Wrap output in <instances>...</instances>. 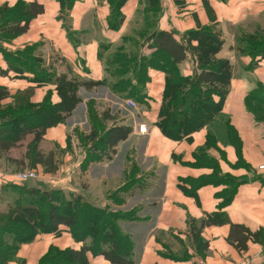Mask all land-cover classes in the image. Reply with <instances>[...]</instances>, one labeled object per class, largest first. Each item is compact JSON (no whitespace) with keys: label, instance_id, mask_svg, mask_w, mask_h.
I'll return each mask as SVG.
<instances>
[{"label":"crops","instance_id":"crops-1","mask_svg":"<svg viewBox=\"0 0 264 264\" xmlns=\"http://www.w3.org/2000/svg\"><path fill=\"white\" fill-rule=\"evenodd\" d=\"M17 1L0 0V12L5 7L12 9ZM52 1L37 0L44 12L29 23L26 33L10 41L0 38L3 42L0 71L6 73L0 74V87L6 88L11 97L30 91L29 101L39 104L50 92L52 104L60 102L53 80L49 84L34 83L28 80L33 78L30 72L20 75L15 72L19 67L17 55L24 49H31V57L41 61L47 74L78 85L75 97L80 103L63 124L48 129L38 144L42 154L52 156L55 170L42 172L47 179L35 180L34 188L50 182L63 194L79 196L94 207L103 209L104 204L108 207L114 202L113 212H134L137 220L118 223L122 235L129 239L134 264H240L245 258H251L253 264H264V242L248 241L245 250L236 249L227 242L230 231L227 223L204 227L195 238L198 223L207 216L219 214L225 222L244 226L251 232L262 230L264 241V119L261 120L264 111L258 116L248 111L245 103L257 83L264 87V61L248 70L250 58L241 52L243 35L261 30L264 25V0H158L157 13L147 11L148 0H128L121 9L124 23L118 31L107 28L106 0H74L68 24L72 40L60 24L50 25L49 29L44 23L46 5L55 3L54 8L60 12L59 4ZM36 21L40 24L34 25ZM201 29L220 35L223 44L216 58L228 60L232 67V81L221 113L235 130L237 138L233 140L239 141L241 166L235 165L236 146L233 143L229 146L221 121L212 126L216 141L209 136L207 148H204L207 129L182 141H173L161 134L156 123L164 89L162 72H148L150 82L146 93L150 100L144 109L137 104L135 109L128 107L127 101L135 103L134 100L125 99L122 93L115 94L109 88L116 80L110 76L112 70L107 62L118 49L125 54L134 55L138 51L148 55L150 51L138 40L142 34L170 31L180 43L186 32ZM51 37L59 40L54 42ZM178 70L183 77L191 76L197 70L195 59L189 56L178 65ZM102 81L104 85L91 90L80 86ZM214 99L218 101L217 97ZM11 102L9 98L2 106ZM105 113L111 119H106ZM90 117H97L108 127L131 129L127 140L114 148L111 160L103 153L99 160L88 158L94 150L85 135L93 131ZM142 126L146 135L139 134ZM31 141L32 136H27L7 154L0 155V187L27 185L29 180L17 183L10 173L28 165L24 156ZM205 155L217 162L221 174L238 179L227 204L222 203L226 186L205 185L198 188L195 196L180 188L189 189L187 181L212 173L214 168L207 163ZM88 159L91 161L84 166ZM261 166L263 169L259 170ZM131 171H136L138 176L129 183L125 180ZM112 193L117 194L120 203L110 197ZM7 207V202L0 203L1 211ZM83 244L88 246L90 241L75 243L61 229L58 236L42 234L32 243L20 246L17 259L25 264H38L50 247L79 251ZM86 258L88 264H109L90 253Z\"/></svg>","mask_w":264,"mask_h":264},{"label":"trees","instance_id":"trees-1","mask_svg":"<svg viewBox=\"0 0 264 264\" xmlns=\"http://www.w3.org/2000/svg\"><path fill=\"white\" fill-rule=\"evenodd\" d=\"M55 1L60 6V13L69 12L74 4V0ZM127 1L106 0L108 30L121 29L124 23L121 9ZM148 2L147 11L157 13L160 10L158 0H148ZM3 12H6L8 17L0 24V38L10 41L26 33L29 23L42 15L44 11L43 6L37 0H18L15 7L12 9L5 7ZM193 42H196V45H193ZM242 42L244 44L241 50L243 55L248 56L256 65L264 61V31L258 29L252 34L243 35ZM145 43V48L150 51V54H125L118 49L107 62L112 70L110 76H115V72H118L114 68L116 62L121 64L117 66V69H125L122 73L129 71L132 73L131 79H118L109 87L110 90L116 93L126 92L127 96L133 99L139 107L148 106L150 100L146 93V87L150 82L148 72H162L165 76L164 89L156 123L161 134L170 140L182 141L190 140L193 133L207 129L204 147L207 148L209 136L212 137L214 143L216 141L215 135L211 133L212 126L217 121H221L225 127V138L229 146L231 143L236 146L238 160L235 165L241 166L239 141L233 140L237 138L234 137L235 130L229 126L226 119L222 118L221 113L233 74L228 60L216 58L223 44L220 35L210 29H201L186 32L179 43L173 32L158 31L147 35ZM30 50L27 49L28 52ZM26 56L28 62L25 70L33 75V78L28 80L43 84H49L53 80L60 102L52 104L49 92L42 103L34 104L29 101L30 91L11 97L6 88L0 87V122L4 120V123L0 125V155L7 154L27 136H32L24 160L27 161L30 169L34 170L40 166L44 168V172L49 173L55 170L51 164L52 156L42 154L38 149V144L48 129L63 124L74 107L80 103V100L75 97L78 85L62 77L53 78L42 69V63L38 58L31 57V55ZM189 56L195 59L197 70L191 76L183 77L180 75L178 65ZM252 65L251 63L248 66L249 70ZM15 72L19 75L23 74V69L16 68ZM0 74L6 73L0 71ZM102 85H104L103 81L88 82L80 86L91 90ZM215 97L218 101H215ZM9 98L12 102L7 106H2V102ZM245 103L248 111L251 110L257 115L263 114L264 87L260 83H257L248 93ZM255 106L260 108H254ZM104 116L106 119H111L107 113ZM263 119L264 117L261 118ZM130 134L129 127L116 126L107 131L103 145H97L98 137L94 130L86 136V140L94 145L95 150H100L103 155L105 154L106 159L111 160V156L115 154L114 148L120 142L126 141ZM201 150L205 152L204 149ZM99 157L90 155L88 158L99 160ZM205 158L207 163L214 168L212 173L187 181L189 189L180 188L186 194L195 196L198 188L205 185L226 186L222 191V203L227 204L239 183L238 179L221 174L217 169V162L210 156L205 155ZM90 159L84 163V166L91 161ZM3 188L15 191L16 197L12 203H7L6 210L0 213V264L13 262L25 264L24 261L17 259L20 246L32 243L42 234L58 236L61 229L66 230L75 243H84L89 240L90 245L83 244L79 251L58 250L50 247L38 264H88L87 253L101 257L109 264H134L129 239L122 235L118 227V221L137 220L134 212H108L107 209L92 206L79 196L69 195L71 197L66 200L60 189L46 190L39 185L31 189L25 184L22 186L7 185ZM110 197L117 199L119 203L121 201L115 193H112ZM225 221L226 219L219 214L213 217L207 216L198 223V228L195 227V238L198 237L202 228L224 222L229 225L230 229L227 242L236 249L245 250L248 241L263 244L262 230L251 232L244 226ZM55 258L58 261L49 263Z\"/></svg>","mask_w":264,"mask_h":264},{"label":"rangeland","instance_id":"rangeland-1","mask_svg":"<svg viewBox=\"0 0 264 264\" xmlns=\"http://www.w3.org/2000/svg\"><path fill=\"white\" fill-rule=\"evenodd\" d=\"M51 2H53L52 0H51ZM56 4L55 3H51V5H46V14H45V16H44V19H46V22H44L45 24H46V26H48L49 27V29L51 28V26L50 25H57L56 23H58V24H60L61 25V29L63 30V32H64V34L68 37V38H71V33H70V31H68V24H69V12H67V13H65V12H63V13H60V12H58V11H56V9L54 8V6H55ZM3 10L1 11V14H0V24L6 19V17H8V15H7V13L6 12H3ZM93 17V16H92ZM40 23H38V21H36L35 23H34V25H39ZM262 27V29H264V25H262L261 26ZM261 29V31H263ZM147 35H149V33H146V34H142V35H140V37H139V41H143V43H144V45H146V43H145V38L147 37ZM52 41H54V42H57V40H59L58 39V37H54V39H53V37H51L50 38ZM71 40H72V38H71ZM134 42H135V40L134 39H132ZM2 45H3V42L2 41H0V48L2 47ZM143 47V46H142ZM135 55H137L138 54V51L135 53V52H133ZM26 55H32L31 53H29L28 51H27V49H24L21 53H19L17 56H18V58H17V65L19 66V67H17V68H19V69H23V73H25L26 72V70H25V65H27L26 63L28 62V58H27V56ZM239 56V55H238ZM250 61H249V65H251V63L253 64L252 66H251V68H250V70H252V69H254L255 67H256V63L255 62H253L251 59H249ZM41 64V63H40ZM239 64V63H238ZM238 64L236 63V65H235V68H236V71H239V68H238ZM119 65H121L119 62H116L115 63V69H116V71H118V72H115V76H111L112 78H113V80L115 81H117L118 79H131V76H132V73L129 71V72H126V73H122V71L123 70H125V69H117L118 67L117 66H119ZM39 66V65H38ZM254 67V68H253ZM249 70V69H248ZM115 71V70H114ZM119 71H121V73H119ZM111 72V71H110ZM114 84V83H113ZM256 86V85H255ZM254 86V87H255ZM115 94H119V93H116V92H114ZM123 94V98H128L129 99V97L127 96V93L126 92H123L122 93ZM129 101V100H128ZM127 101V102H128ZM146 106V105H145ZM144 105H142L141 107L144 109V107H145ZM252 107H253V105H252ZM254 108H260V107H254ZM256 112H257V110H256ZM25 114H27L26 112H25ZM262 114H258V116H261ZM90 122H91V124L93 125V128H91V129H93L95 132H96V134H97V141H96V143H97V145H103V141H104V138H105V135H106V133H107V131L109 130V128H111V127H108L107 125H105V123H103L102 122V120H98L97 119V117H90ZM2 123H4V120L2 121V122H0V125H2ZM105 125V126H104ZM86 136H88L89 135V133L88 134H85ZM94 149V148H93ZM92 153H91V155L93 156V157H97V156H99V155H102L101 154V151L100 150H93V151H91ZM55 153V152H54ZM26 172H32L35 176H36V181H39V179H47L46 177H44V175H43V173L42 172H44V168H39V167H37L36 169H34V170H32V169H30L28 166H22V168L20 169V170H18V169H16V171L15 170H13V172H11L10 173V175H13L12 177H14V181H16L17 180V176L19 175V174H23V173H26ZM138 176V174L136 173V171H131L130 172V175L126 178V180L125 181H128L129 183H131V181L132 180H136L137 178H135V177H137ZM39 178V179H38ZM41 181V180H40ZM17 183H19V181L17 180L16 181ZM128 183V184H129ZM48 184L50 185H47V186H44V188L46 189V190H49V189H57V188H54V186L50 183V182H48ZM18 185V184H17ZM16 195V193H15V191L13 192L12 190H4V188L1 186L0 187V203H2V202H7L8 204L9 203H12L13 202V200L15 199V196ZM73 196V195H72ZM63 197H65L64 199H69L71 196H69V195H66V194H64V196ZM66 200H64V201H66ZM104 206H105V204L103 205V206H101V207H103V209H107V211L108 212H113V210H115L116 209V207H115V203L113 202V203H111V204H109L108 205V207L107 206H105V208H104ZM2 208H4V207H2ZM2 209L0 208V213L1 212H4V211H1ZM112 210V211H111ZM120 221H118V223H119ZM125 223H127V222H125ZM56 261H58L56 258L54 259V260H51V261H49V263H55ZM14 263V262H13Z\"/></svg>","mask_w":264,"mask_h":264},{"label":"built area","instance_id":"built-area-1","mask_svg":"<svg viewBox=\"0 0 264 264\" xmlns=\"http://www.w3.org/2000/svg\"><path fill=\"white\" fill-rule=\"evenodd\" d=\"M127 105L128 107L132 108V109H135L136 108V105L135 103H133L132 101H128L127 102ZM146 129L142 126L139 128V134L141 135H146ZM259 170H262L263 169V166L259 167L258 168ZM17 180L19 182H25V181H28V180H33L35 181L36 180V176L32 173V172H26V173H23V174H19L17 176ZM240 264H253L252 262V259L251 258H245V259H242V261L240 262Z\"/></svg>","mask_w":264,"mask_h":264},{"label":"water","instance_id":"water-1","mask_svg":"<svg viewBox=\"0 0 264 264\" xmlns=\"http://www.w3.org/2000/svg\"><path fill=\"white\" fill-rule=\"evenodd\" d=\"M27 188L31 189V188H34L35 187V182L33 180H29L27 185H26Z\"/></svg>","mask_w":264,"mask_h":264}]
</instances>
